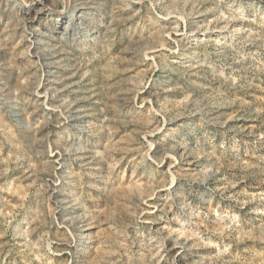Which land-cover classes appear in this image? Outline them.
I'll return each mask as SVG.
<instances>
[{
    "label": "rangeland",
    "instance_id": "rangeland-1",
    "mask_svg": "<svg viewBox=\"0 0 264 264\" xmlns=\"http://www.w3.org/2000/svg\"><path fill=\"white\" fill-rule=\"evenodd\" d=\"M0 264H264V0H0Z\"/></svg>",
    "mask_w": 264,
    "mask_h": 264
},
{
    "label": "bare ground",
    "instance_id": "bare-ground-1",
    "mask_svg": "<svg viewBox=\"0 0 264 264\" xmlns=\"http://www.w3.org/2000/svg\"><path fill=\"white\" fill-rule=\"evenodd\" d=\"M33 18V17H32Z\"/></svg>",
    "mask_w": 264,
    "mask_h": 264
}]
</instances>
